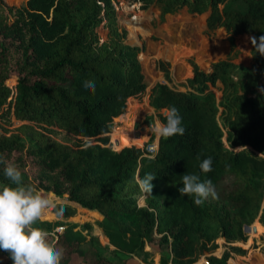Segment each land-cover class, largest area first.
Listing matches in <instances>:
<instances>
[{
  "label": "trees",
  "instance_id": "trees-1",
  "mask_svg": "<svg viewBox=\"0 0 264 264\" xmlns=\"http://www.w3.org/2000/svg\"><path fill=\"white\" fill-rule=\"evenodd\" d=\"M134 1L161 13L182 7L206 12L207 33L223 28L231 46L236 35H249L251 46L247 65L223 58L205 71L192 62V74L178 84L170 85L165 71L166 81L152 85L150 105L175 106L185 129L159 138L154 156L131 145L143 143L131 116L112 132L128 98L146 87L142 48L127 42L126 30L116 25L113 0H26L24 7L0 0V158L21 170L25 184L66 200L53 208L58 217L72 215L73 202L99 211L110 244L129 254L108 258L95 236L86 239L82 232L90 222L79 229L59 218L41 220L37 226L63 251L61 264H142L134 255L148 253L152 244L161 252L160 264H190L215 247L218 236L245 240V225L257 217L264 226V56L250 40L264 35V0ZM102 23L104 39L97 31ZM14 72L19 79L10 86L6 79ZM87 80L95 82L94 93L83 86ZM213 87L221 91L218 100ZM164 114L159 112L162 122ZM13 120L20 123L11 128ZM208 157L213 170L203 173L199 164ZM5 166L0 163V187L9 183ZM147 173L156 178L152 195L142 199L135 177ZM184 173L211 180L217 197L197 206L181 196ZM58 225L64 229L53 233ZM229 256V250L209 255V264H227ZM0 264H12L8 253L0 251Z\"/></svg>",
  "mask_w": 264,
  "mask_h": 264
},
{
  "label": "rangeland",
  "instance_id": "rangeland-1",
  "mask_svg": "<svg viewBox=\"0 0 264 264\" xmlns=\"http://www.w3.org/2000/svg\"><path fill=\"white\" fill-rule=\"evenodd\" d=\"M5 2L10 6L24 7L26 0H20L17 3H10L8 0H5ZM113 2L117 16L116 25L120 30H126V41L131 44H137L142 48L138 57L141 61L146 87L139 95L128 98L127 108L122 117L113 121L112 132L118 127H125L127 120L131 116L133 120L131 125L134 131H140V135L143 137L142 141L147 142L150 139L153 134L148 131V128L152 120H160L159 112L164 114L166 111L165 108L156 110L151 106L149 94L154 83L166 81L164 78L165 71L171 77V81L168 83L176 85L192 74V62L205 71L208 70V65L211 62L223 58H229L238 64L247 65L250 62L251 46L249 35H236L234 44L231 46L223 28H217L210 33L206 32V12L191 14L186 7H182L173 13H161L160 9L155 5L145 9L142 8L139 1L113 0ZM97 31L101 39L106 37L107 28L103 23L98 26ZM162 63H164L165 70L162 67ZM18 79L19 74L14 72L7 77L6 83L12 86ZM177 86L183 89V86ZM213 90L218 100L221 96V91L216 87H213ZM0 122L3 123L2 119H0ZM19 123L18 120H13L9 126L12 128ZM135 136L137 137V135ZM223 138L225 139V135ZM153 139L159 140L155 135H153ZM110 143L112 148L115 149L113 143ZM142 144L141 142L131 145L142 146ZM38 190L50 193V191L43 189ZM53 197L54 204L48 209L42 220L52 221L59 218L77 223L79 229L83 223L90 222L91 227L89 229L82 228V232L86 234V239L90 237V234L95 236L94 241L100 244L103 252L112 260H121L129 257L128 253L114 249L115 247L110 244L109 239L103 232V227L101 226L103 215L99 211L82 207L78 203L73 202L77 207L76 211L72 215L58 217L53 208L56 203L66 200L59 195H53ZM140 203H144L143 200H140ZM262 206H264V199ZM257 224H261L258 217L249 224L251 230L248 228L246 231L245 240L229 242L223 236H218L215 247L203 250L190 264H198V260L203 256L206 258L209 255L221 257L225 250L230 252L227 264H264V229L254 231L252 226H257ZM232 247H240V250H235ZM145 248L148 249V253L134 255V259L136 258L142 264H160L161 252L158 246L152 244L146 245ZM128 262L134 264L133 259H129Z\"/></svg>",
  "mask_w": 264,
  "mask_h": 264
},
{
  "label": "clouds",
  "instance_id": "clouds-1",
  "mask_svg": "<svg viewBox=\"0 0 264 264\" xmlns=\"http://www.w3.org/2000/svg\"><path fill=\"white\" fill-rule=\"evenodd\" d=\"M255 51L264 56V35L259 38L250 37ZM86 89L95 92L96 84L92 80L84 82ZM264 92V89H261ZM165 119L152 120L148 131L158 138H170L183 135L182 117L179 110L172 106L165 112ZM199 159V157H197ZM5 163L3 174L9 181L0 187V251L6 252L12 264H61L63 251L56 246L49 237V233L38 227L37 224L47 214L54 204L52 193H45L36 187L25 184L21 170L11 162L0 158ZM212 158L203 159L199 168L203 173L212 169ZM156 178L151 173L143 178L135 177L136 184L144 196L152 195V181ZM183 187L179 188L181 196L194 198L195 205L199 206L209 197L216 198L217 193L211 180L201 181L197 174L184 173ZM63 209L59 214H62Z\"/></svg>",
  "mask_w": 264,
  "mask_h": 264
},
{
  "label": "built area",
  "instance_id": "built-area-1",
  "mask_svg": "<svg viewBox=\"0 0 264 264\" xmlns=\"http://www.w3.org/2000/svg\"><path fill=\"white\" fill-rule=\"evenodd\" d=\"M143 147V153L145 155H149V156H154V154L156 153L157 149H158V140L157 139H153L150 142H146L145 144L142 145ZM64 229L63 225H58L55 227L54 232H60ZM56 230V231H55ZM198 264H209V260L206 257H201V259L198 260L197 262Z\"/></svg>",
  "mask_w": 264,
  "mask_h": 264
},
{
  "label": "water",
  "instance_id": "water-1",
  "mask_svg": "<svg viewBox=\"0 0 264 264\" xmlns=\"http://www.w3.org/2000/svg\"><path fill=\"white\" fill-rule=\"evenodd\" d=\"M165 111H166V109H165ZM139 134H140V131L136 130V131H135V135H139ZM158 139H159V138H158ZM145 143H146V141L143 142V144H145ZM143 144H142V145H143ZM125 146H130V145H125ZM123 147H124V146H122L121 148H123ZM121 148H120V149H121ZM115 150H117V149H115ZM118 150H119V149H118ZM50 193H52L53 195H56L53 191H50ZM249 227H250V225L246 224L245 227H244V229L247 231ZM253 227H255V226H253Z\"/></svg>",
  "mask_w": 264,
  "mask_h": 264
},
{
  "label": "crops",
  "instance_id": "crops-1",
  "mask_svg": "<svg viewBox=\"0 0 264 264\" xmlns=\"http://www.w3.org/2000/svg\"><path fill=\"white\" fill-rule=\"evenodd\" d=\"M260 225H262V224H260ZM254 226H255V227L252 226V228H253L254 231H256V230H257L256 225H254ZM262 227H263V229H264V226H263V225H262Z\"/></svg>",
  "mask_w": 264,
  "mask_h": 264
},
{
  "label": "bare ground",
  "instance_id": "bare-ground-1",
  "mask_svg": "<svg viewBox=\"0 0 264 264\" xmlns=\"http://www.w3.org/2000/svg\"><path fill=\"white\" fill-rule=\"evenodd\" d=\"M140 135V134H139ZM139 135H137V136H139Z\"/></svg>",
  "mask_w": 264,
  "mask_h": 264
}]
</instances>
